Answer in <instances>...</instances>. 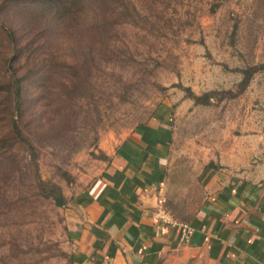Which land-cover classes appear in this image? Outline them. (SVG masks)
<instances>
[{"label":"rangeland","instance_id":"374dc122","mask_svg":"<svg viewBox=\"0 0 264 264\" xmlns=\"http://www.w3.org/2000/svg\"><path fill=\"white\" fill-rule=\"evenodd\" d=\"M181 1L158 28L122 32L124 58L111 60L107 37L87 23L91 11L56 32L39 0H0V27L17 41L0 34V87L8 66L21 69L23 128L39 146L32 153L19 139L0 159V190L18 203L0 204L15 210L0 213V264H74L70 200L161 108L173 138L164 211L174 221L201 209L210 174L264 186V0ZM41 187L58 189L64 206ZM10 238L22 245L14 254Z\"/></svg>","mask_w":264,"mask_h":264},{"label":"crops","instance_id":"0c3cea01","mask_svg":"<svg viewBox=\"0 0 264 264\" xmlns=\"http://www.w3.org/2000/svg\"><path fill=\"white\" fill-rule=\"evenodd\" d=\"M166 111L127 137L99 178L70 200L74 264H264L262 184L210 174L206 200L187 222L192 237L182 240L184 222L164 211L173 140Z\"/></svg>","mask_w":264,"mask_h":264},{"label":"trees","instance_id":"16d2710c","mask_svg":"<svg viewBox=\"0 0 264 264\" xmlns=\"http://www.w3.org/2000/svg\"><path fill=\"white\" fill-rule=\"evenodd\" d=\"M39 4L42 7V14L47 17H49L50 13L54 14L58 26L56 32L62 29L71 17L76 16V19L80 20L86 11H91V19L87 23L91 24L92 29L98 28V31H103L109 44L108 51L112 55L111 60H119L124 58L123 54L125 53L121 54L122 51L116 48V45L122 40V32L128 30H134V32L135 30L142 31L147 26H152L150 28L156 29L162 22L160 15L165 10L174 9L176 6L183 4V2L181 0H39ZM141 26L145 27L142 29ZM134 32L131 33L132 36ZM0 34L4 36L1 38L6 40L7 44H15L17 42L15 34L4 25L0 27ZM132 36L128 38H132ZM129 45L130 42L124 47L128 48ZM126 54L128 55L127 52ZM6 61L8 64L12 63V59H7ZM8 67L11 70L13 69V73H10L9 80L6 82L8 85L0 87V97L4 96V101L8 100L10 102V105L6 108L0 104V159H4L7 150L12 152L15 146L20 147L19 139L24 140L25 145L32 153H35L36 148L39 147L23 128L24 110L22 107L24 106L22 96L24 85L22 84L23 77L18 75L21 73V69L16 70L12 65ZM9 126L10 131H7L6 127L9 128ZM60 138V136L56 135L52 138V143L60 145ZM45 141L46 138L43 142ZM23 148L24 152H27V148ZM21 173L23 174V171ZM40 190L41 193L39 195L44 194V200L50 197L57 206H64V201L56 193L58 189L47 190L45 187H41ZM6 199V195L0 190L1 208L5 206L6 208L13 207L17 209L18 203L16 204V200L7 201ZM8 211L13 212L15 210L0 209V213ZM42 219L44 218L42 217ZM9 244L13 254L22 247L15 238H10ZM70 260L74 262L72 255Z\"/></svg>","mask_w":264,"mask_h":264},{"label":"built area","instance_id":"2783aa9c","mask_svg":"<svg viewBox=\"0 0 264 264\" xmlns=\"http://www.w3.org/2000/svg\"><path fill=\"white\" fill-rule=\"evenodd\" d=\"M165 218V217H164ZM168 221L170 222V223H176V222H174L171 218H169L168 219ZM180 225V227H181V229H182V240L183 241H188V240H190L191 239V237H192V234H193V230H192V228L189 226V224H187V223H180L179 224Z\"/></svg>","mask_w":264,"mask_h":264}]
</instances>
